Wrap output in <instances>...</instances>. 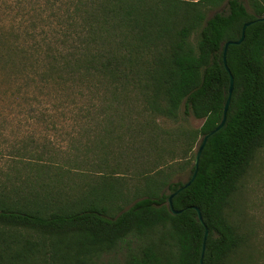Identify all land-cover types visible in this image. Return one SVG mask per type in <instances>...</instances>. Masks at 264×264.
<instances>
[{"label":"trees","instance_id":"trees-1","mask_svg":"<svg viewBox=\"0 0 264 264\" xmlns=\"http://www.w3.org/2000/svg\"><path fill=\"white\" fill-rule=\"evenodd\" d=\"M261 16L264 0H0V92L71 105L97 143L0 168V264H238L233 202L264 148Z\"/></svg>","mask_w":264,"mask_h":264},{"label":"rangeland","instance_id":"rangeland-1","mask_svg":"<svg viewBox=\"0 0 264 264\" xmlns=\"http://www.w3.org/2000/svg\"><path fill=\"white\" fill-rule=\"evenodd\" d=\"M33 91L38 92L35 87L30 89L32 94ZM7 93L0 92L1 169H8L13 161L19 165H28L30 162L26 158L29 154L36 155L47 149L44 151L46 157L67 161L76 154H85L77 151L76 147L91 144L93 149L96 148L95 136L89 130L91 125L86 120L78 119L75 110L71 111V105L61 103L55 106L57 102L49 104L46 102L49 96L44 95L41 97L43 105L30 111L32 109L27 104H18L12 91ZM41 112L45 113L44 117L39 115ZM189 122L194 127H200L203 120L190 116ZM26 146L30 148V153L23 151ZM197 150L198 145L195 152ZM83 158L80 157L81 160ZM81 163L85 165V162ZM181 178L186 180L187 174ZM232 210L233 218L242 225L248 236V242L241 249L237 263L264 264V148L253 160L243 186L234 198Z\"/></svg>","mask_w":264,"mask_h":264},{"label":"water","instance_id":"water-1","mask_svg":"<svg viewBox=\"0 0 264 264\" xmlns=\"http://www.w3.org/2000/svg\"><path fill=\"white\" fill-rule=\"evenodd\" d=\"M259 19H260V20H264V16L259 17ZM252 22H253V21H249V22H247V23L244 25L242 35H241V37H240L238 40H229V41H227V43H226L225 51H224V62H225V66H226V68H227L229 71H230V68H229V66H228V64H227V50H228V46H229L230 44H239V43H241V42L245 39V36H246V28H247ZM230 72H231V71H230ZM233 89H234V77H233V75L231 74V84H230V89H229L230 92H229V98H228V100H227V102H226V105H225L224 117H223L222 121L220 122V124H219L214 130H212L211 132L207 133V134L203 137L202 143H201L200 146H199V149H198V151H197V155H196V159H195L196 170H195V172H194L192 178H191V179L185 184V187L188 186V185H190V184L194 181V179L196 178V176H197L198 166H199V162H200L201 154H202V151H203V149H204V147H205V145H206L208 139H209L214 133H216L217 131H219L220 129H222V128L224 127L226 121H227V113H228V109H229V104H230V102H231V96H232V93H233ZM180 189H182V188H180ZM176 193H177V192H176ZM176 193H173V194L171 195V197L169 198V204H170V207L172 208V210H173L174 213H178V212H180L179 210H176V209H174V207H173V197H174V195H175ZM196 208H197V210H198L199 219H200L202 222H204L203 215H202V212H201L200 208H198V207H196ZM208 234H209V230H208V228H206V232H205V240L207 239ZM205 247H206V243H204V250H205ZM203 257H204V251H203V256H202V258H201V264H204V262H203V259H204V258H203Z\"/></svg>","mask_w":264,"mask_h":264}]
</instances>
